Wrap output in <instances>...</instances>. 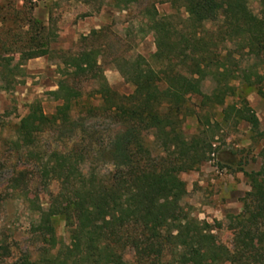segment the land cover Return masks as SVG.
<instances>
[{"label":"trees","instance_id":"1","mask_svg":"<svg viewBox=\"0 0 264 264\" xmlns=\"http://www.w3.org/2000/svg\"><path fill=\"white\" fill-rule=\"evenodd\" d=\"M133 0H126V2ZM179 5L193 26L220 21L239 41L246 55L258 59L264 55V0H258L260 13H252L245 0H165ZM154 51L150 60L140 55L121 59L118 71L130 83L128 94H120L107 84L93 49H82L61 59L62 69L55 89L48 91L57 104L46 115L38 101L28 105L15 129V142L29 150L36 136L46 129H64L75 135L82 120L72 118L76 96L69 86L72 79L89 78L97 82L98 104L89 112L107 114L115 128L104 146L99 143L96 157L107 159L109 168L82 171L84 163L78 146L54 150L41 166V176L59 182L62 209L56 199L45 210H38L36 229L49 247L41 251L46 264H264V161L257 170L244 171L248 184L241 207L232 215L231 247L215 240L209 225L196 221L183 211L179 202L184 182L178 173L195 169L211 152V143L202 135L186 137L181 123L192 111L186 96L199 95L204 104L222 105L233 94L226 69L211 68L212 58L203 39L192 31L180 35L167 21L152 19ZM195 29V28H194ZM86 36H81L85 38ZM35 40V37L31 41ZM39 39H36V41ZM35 41V42H36ZM202 45V47H201ZM35 47V46H33ZM32 47V48H33ZM201 48V49H200ZM33 49L26 58L45 53ZM229 55V54H228ZM230 56V55H229ZM188 66L186 73L170 66L174 62ZM123 66V67H122ZM223 66V65H221ZM209 75L214 84L208 94L200 90ZM263 77V76H262ZM256 80L260 76L256 75ZM247 84L255 81L243 75ZM161 84V86H160ZM223 118L248 124L252 138L264 140L254 111L239 97V104L223 107ZM149 138V139H148ZM102 146V147H101ZM264 157V147L261 150ZM60 215L68 233V244L48 256L54 240L51 217ZM0 257L7 252L0 246ZM132 254L124 258L125 251ZM3 252V253H2ZM32 264L26 255L13 262Z\"/></svg>","mask_w":264,"mask_h":264},{"label":"rangeland","instance_id":"2","mask_svg":"<svg viewBox=\"0 0 264 264\" xmlns=\"http://www.w3.org/2000/svg\"><path fill=\"white\" fill-rule=\"evenodd\" d=\"M245 1L252 13H260L258 0ZM185 17L182 7L165 0H0V246L7 249L2 252V261L11 263L26 255L32 264H46L41 261V251L49 244L35 227L38 210L47 209L52 199L60 210L65 201L59 182L41 176L45 158L54 150L78 146L84 159L82 171L94 168L102 172L109 168L108 161L104 156L96 157L95 151L99 143L105 145L115 128L107 114L87 111L98 104L97 82L84 77L69 82L76 95L72 118L82 120L75 135L66 128L46 129L26 150L15 142L18 121L35 100L44 114L54 111L57 101L48 91L55 89L58 71L63 68L61 59L82 49L96 51L99 68L111 89L130 93L132 87L118 67L121 59L136 55L154 65L149 57L155 49L152 19L167 21L187 37L195 31L205 43V55L212 58L210 69H226L221 78L233 86V94L227 95L222 105L204 104L199 95L186 96L193 114L183 119L181 130L186 137H205L211 143V152L195 169L178 173L185 187L179 202L183 211L207 223L215 240L231 247L229 221L239 212L249 189L243 170H257L262 164L264 140L252 138L246 122H234L232 117L225 120L222 110L225 105H238L242 97L254 111L258 129H264V55L258 59L246 55L219 20L193 26ZM33 49H45V53L26 58ZM170 66L184 73L189 69L175 60ZM243 75L250 81H255L256 75L261 78L247 84ZM213 84L211 77L205 76L201 92L208 94ZM51 221L56 244L47 249L49 257L59 246L68 244L60 215L52 216ZM124 258L132 259L129 250Z\"/></svg>","mask_w":264,"mask_h":264},{"label":"built area","instance_id":"3","mask_svg":"<svg viewBox=\"0 0 264 264\" xmlns=\"http://www.w3.org/2000/svg\"><path fill=\"white\" fill-rule=\"evenodd\" d=\"M32 1H36V0H32Z\"/></svg>","mask_w":264,"mask_h":264}]
</instances>
